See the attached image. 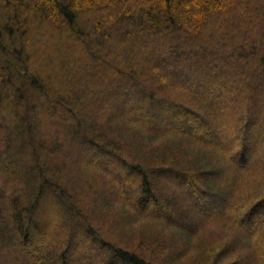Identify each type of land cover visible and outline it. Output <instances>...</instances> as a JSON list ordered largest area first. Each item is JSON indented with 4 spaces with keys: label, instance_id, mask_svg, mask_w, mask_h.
Here are the masks:
<instances>
[{
    "label": "trees",
    "instance_id": "obj_1",
    "mask_svg": "<svg viewBox=\"0 0 264 264\" xmlns=\"http://www.w3.org/2000/svg\"><path fill=\"white\" fill-rule=\"evenodd\" d=\"M88 105L98 114L84 117ZM263 115L264 0H0V257L17 245L30 258L16 264H78V251L86 264H171L190 251L149 242L147 228L135 234L146 255L104 235L63 187L57 167L68 160L44 164L67 146L82 156L80 167L106 169L122 182L116 197L131 218L189 236L195 225L182 224L150 181L151 173L183 180L198 200L192 208H212L208 218L237 229L251 241L253 261L264 264V187L256 196L246 191L264 176ZM142 134L163 139L166 149L146 147ZM182 144L214 168L147 169L146 151L189 161L195 150ZM128 220H120L122 233L134 237ZM228 244L211 264L246 262L229 256ZM209 248L192 249L189 264H203Z\"/></svg>",
    "mask_w": 264,
    "mask_h": 264
},
{
    "label": "rangeland",
    "instance_id": "obj_2",
    "mask_svg": "<svg viewBox=\"0 0 264 264\" xmlns=\"http://www.w3.org/2000/svg\"><path fill=\"white\" fill-rule=\"evenodd\" d=\"M210 51L213 52V50H210ZM146 75L147 74H145V76ZM155 77L157 78L156 75ZM106 86L107 84H104V86L99 87V90L106 88ZM92 91L93 90L90 89V93ZM85 109L86 111H88L87 112L88 114H86L87 116H84V117H90L89 115L98 114V107H92L88 105L86 106ZM99 110H100V114H99L100 117H104V115L105 116L108 115L104 110H101V109ZM261 118L262 119H261L260 126L264 128V115ZM127 129L129 131L135 130L133 129V126H128V128L124 127V130L127 131ZM110 137H112L111 134H110ZM127 137H129V135ZM112 138H114V136ZM138 138H140L143 141V143L147 144L146 147H148L149 145L152 148L158 147L160 148L161 151L166 149V147L163 146V142H164L163 139H157L156 137L151 138L149 136L145 138V135H143L142 138L138 136ZM263 138H264V133L259 138L258 142H261ZM117 139L119 140L121 144H123V142L127 143L126 142L127 140H122L121 137H117ZM124 145H127V144H124ZM181 146H182V150L185 152H187L188 150H191V152H193V149L194 150L196 149V146H193V145L186 146L185 144H182ZM126 148H127L126 154L132 155L133 152L131 151V149H129L128 146ZM62 152L65 154H56L54 155V157H51V156L47 158L44 157L45 158L44 164L45 165L50 164L49 166L51 169V166L53 165L58 166L59 165L58 163L68 160V163L66 162V164L57 167V169L64 168L63 169L64 172H62L63 173L62 174L63 187L65 189H68L70 192H74L78 197V201L83 203V205L81 206L79 205L78 209L79 208L82 209L83 207L84 209L86 208L85 209L86 212L90 213L91 222L94 225L96 224L104 235L114 237V242L121 245L122 247L131 249V250L134 249L137 251L142 250L143 253L141 252L140 253L142 255H146L144 253L146 250L148 251V249H145L146 247L145 248L144 246L142 247L140 246V248L135 247L137 246V242L135 239L137 238V236L135 234H136V231L140 232V230H142L143 228H147L148 231L146 232V236H149L151 238L149 239L147 237L149 242L150 240H158L162 242L163 244L162 246H166V247L176 246L178 249H181L182 247H189L190 251L187 254L180 256L176 261L174 260L175 262L173 263L170 262L171 264L191 263L192 256L196 255L195 254L196 252L192 251V249L196 250V248L199 246H201V248L210 246L209 249L211 252L209 253L204 252V255L203 256L201 255L200 257L203 259L202 261L203 264H208L209 261L211 264V261L213 260L211 257H214L216 252H218L221 249V246L224 245L225 243L231 244L230 248L232 247L235 248V253H232L229 256H233V257L239 256L240 258L245 259L246 262H242L241 264H256L251 258L252 256L251 255L252 248L250 246L251 241H249L244 236H242L241 233L237 229L233 228V226L224 224V222L222 221L215 222L213 219L208 218L207 215L209 214H206V213H209L210 212L209 210L212 208H207L205 204H203V206H201L200 209L192 208L193 204H198V200L195 194L191 193V191H187V188L185 187L186 185H184L183 180L180 179V180L174 181L171 178V176L166 175L167 177L165 176L164 178L161 176V174L151 173L150 181L154 187L155 194L158 197H160V199L163 198L164 200L170 201L171 209L169 210L171 212H177L178 216L182 218V219L180 218H177V219L181 220L183 222L182 224H185L190 230H192L193 228L191 227H194L195 225L196 229H194V231L196 232L193 235L191 233L189 236L188 235L182 236L183 234L181 235L180 232H177L175 230L171 232V230H169L165 226L154 224L155 222L148 221L149 222L148 223L145 220L138 222L134 218H131L132 212L129 210V207H127L126 204H122L121 201H118V198H117L118 197L117 192L120 193L121 189L124 188L120 180L119 181L121 183L120 182L116 183L112 179V177L109 174H107L106 169L100 170L96 168L94 170V168L83 167V166L80 167V165L83 162H81L79 158H81L82 156H80V154H78L75 151L73 152L70 151L69 153L67 146L63 148ZM200 154L201 152L195 150V152L191 154L192 156L190 155L191 159L187 161L188 160L186 159L187 157L181 158L178 156L175 159L169 158L168 160H163L162 157H155L153 156V154L148 153L147 151L142 153L144 157V161L148 165L146 166L148 167L147 169H149V167H152V166L158 168L161 166H170V165L176 166L177 168H180L181 170L187 169L191 171L198 169V168L202 169V171H206L207 169H213L214 167H212L211 165L214 163L213 160H210L208 162L206 160L203 162L202 160L197 158V160L194 161V158L201 157ZM44 156H46L45 153H44ZM170 160H173V161H170ZM223 164H225V161L224 162L222 161L221 163H219V167ZM71 168H74L73 172L75 173L74 175H72V177H70L71 174L69 175V173L67 172V170L69 171L71 170ZM224 169L227 170V167L225 166ZM114 172H115L114 178L118 181L117 178H119V175H118L119 172L118 171H114ZM62 177L59 176L60 179ZM262 177L264 176H258L254 178L253 180H251L248 183L249 185L247 186L246 191L248 193H251L254 196L258 195L259 192L256 193V191H260L264 187V178ZM9 178L10 179H9L8 185H10L11 187L13 186L16 187L18 179L13 176H10ZM217 178L218 180L222 179L223 181V179H225V176H223L222 174H217ZM70 180H72V182H70ZM224 182L225 183L221 187L227 188L226 187L227 179ZM3 185L4 184L0 182V190ZM19 187L21 188V186ZM115 187L118 189V191L116 190ZM226 192H224L223 194L226 195L225 194ZM1 194L2 192L0 191V197H1ZM9 195L11 194H8L7 198L11 199ZM108 196H113L112 197L113 206L112 205L108 206V204L107 206L104 205L107 202L105 198H108ZM115 197L117 200L115 199ZM169 210H167L165 213L167 212L170 213ZM122 218H124V220L126 221L129 219L128 222H126L125 226L127 227L129 226L127 231H129L130 229L129 232L134 237H131L129 235L126 236L124 235V233H122L123 229L124 230L127 229L121 224ZM50 229H51L50 231L53 232L52 230H54V228L51 227ZM259 234L263 236L264 232L263 233L260 232ZM147 243L148 241L146 242V244ZM228 245H225V246H228ZM165 251L170 252V250H165ZM3 252H4L2 255L3 257H0V260L4 264H5L4 261H6L8 264L18 263V260H19L18 258L21 255L24 256L26 260H29L30 258L21 249L19 250L17 245H14V247H12L11 249L4 250ZM84 253L85 252L83 251H78V253L75 254L74 259L76 263L86 264V262L84 261L86 258V255ZM225 262L228 263L229 260H225ZM90 264H97V262L92 261Z\"/></svg>",
    "mask_w": 264,
    "mask_h": 264
}]
</instances>
